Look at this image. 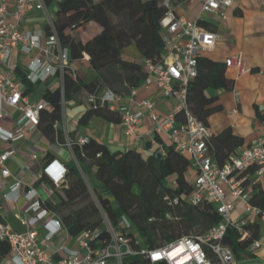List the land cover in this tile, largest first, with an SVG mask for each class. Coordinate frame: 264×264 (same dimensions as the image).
<instances>
[{
	"label": "built area",
	"instance_id": "1",
	"mask_svg": "<svg viewBox=\"0 0 264 264\" xmlns=\"http://www.w3.org/2000/svg\"><path fill=\"white\" fill-rule=\"evenodd\" d=\"M198 1L200 12L192 21L177 17L170 0L162 1L167 9L160 23L163 53L157 61L141 60L145 73L142 85L154 83L164 99L174 101L167 115L160 117L155 113L153 100L135 101L136 88L128 95L133 106L120 108L119 116L126 137L139 138L136 127L147 119L156 134L166 136L175 152L190 157L194 177L187 203L194 207L202 203L212 205L221 222L203 234L192 233L155 249H133L123 235L131 229L128 220L122 217L115 228L99 208L101 225L71 238L57 214L45 205L54 194L52 187L59 188L65 183V165L50 159L38 176L24 182L13 178L8 166L16 155L15 150L2 149L0 241L5 242L9 250L0 264H123L128 256L142 257L150 264H234L231 248L223 243L227 227L236 229L243 240L247 236L243 227L249 223L247 219L231 218L235 205L243 208L244 217L258 218L264 225V209L250 203L255 186L264 177V134L247 148L231 154L219 166L209 152L210 132L187 103L188 85L197 75L198 60L203 52L215 49L217 40L214 31L201 26L202 16L213 14L223 18L224 12L241 0ZM33 17L39 19L37 27L29 28L27 21ZM53 19L54 14L49 12L45 0H0V146L23 141L27 133L38 131L40 112L48 106L42 97L45 88L59 89L61 119L54 126L60 129L65 106L63 77L72 67L69 51L61 45ZM242 63L239 56H234L227 59L225 65L240 69ZM121 98L105 90L89 95L86 103L93 109L107 107L115 111L113 105ZM62 134V145L71 152L76 163L72 142L65 131ZM76 141L82 144L86 137ZM37 159V155H31V160ZM23 170L28 171L29 165L25 164ZM40 179L45 180L39 183L42 191L36 187ZM89 192L95 200L90 188ZM164 201L168 206L178 203L177 199L168 197ZM5 207L12 210L21 230L14 229L1 214ZM103 230L107 234L104 240L101 238ZM61 235L63 239H59ZM260 248L261 242L256 239L247 250L254 253ZM176 249L177 253L173 254Z\"/></svg>",
	"mask_w": 264,
	"mask_h": 264
},
{
	"label": "trees",
	"instance_id": "2",
	"mask_svg": "<svg viewBox=\"0 0 264 264\" xmlns=\"http://www.w3.org/2000/svg\"><path fill=\"white\" fill-rule=\"evenodd\" d=\"M56 1L54 27L63 47L68 49L70 66L88 56V62L95 75L92 80H81L68 69L63 77V100L65 103L77 96L86 99L89 95L110 90L126 96L138 88L145 77L140 64L123 60L121 51L134 45L142 59L157 61L163 53L161 20L167 9L163 0H45L49 6ZM173 5L183 0H170ZM96 23L98 33L82 42L76 38V30L84 24ZM204 28H206L204 26ZM224 64L199 58L197 75L188 85L187 103L197 119L205 123L216 97L207 96V90L228 89L231 82L224 74ZM48 106L40 112L37 130L50 142L64 144L62 131L54 126L61 119V96L59 89L42 91ZM91 116L118 123V112L107 107L93 109L80 118L83 125ZM72 153L75 161L68 162L66 181L53 189V196L45 205L52 209L68 231L71 238L85 229L101 225L99 208L113 227H118L122 217L131 224V229L123 233L133 249L140 247L155 249L167 245L183 236L203 234L221 222L214 207L207 203L190 206L187 197L191 192L193 170L187 155H180L168 144L163 155L159 151L142 156L134 150L110 152L108 148L87 138L78 144L72 134ZM161 142L160 134L155 137ZM240 140L229 131L219 136H211L210 154L215 162L222 165L235 149ZM50 160V159H49ZM94 195L93 199L89 188ZM91 180V182L89 181ZM45 182L40 179L38 183ZM177 199L178 203L168 206L164 198ZM250 203L264 209V196L255 186ZM169 214V219L165 215ZM160 225L164 229L161 241H156L146 231V226ZM247 232L240 240V233L232 226L227 227L223 243L228 245L238 264L245 250L257 239L258 223H248L243 227ZM101 238H107L103 230ZM138 241V244L134 242ZM8 245L0 241V260L8 254ZM123 264H150L139 256H128Z\"/></svg>",
	"mask_w": 264,
	"mask_h": 264
},
{
	"label": "crops",
	"instance_id": "3",
	"mask_svg": "<svg viewBox=\"0 0 264 264\" xmlns=\"http://www.w3.org/2000/svg\"><path fill=\"white\" fill-rule=\"evenodd\" d=\"M173 9L177 17L192 21L200 12V3L198 0H183L173 5ZM202 19L201 26L214 31L217 34V40L215 49L203 52L200 57L224 64L225 77L231 82L228 89L205 92L207 96L216 97V102L212 104V107L217 106L218 108L209 113L204 124L212 137L219 136L225 131L237 137L240 144L234 153H238L251 145L259 135L264 134V0H241L228 8L223 18L218 15L205 14ZM38 20V17L28 19L27 26L37 27ZM98 31V25L87 24L85 30L77 32L76 38L85 42ZM234 56L242 59L240 69L225 65L226 60ZM121 57L123 60L137 64H140L142 60L133 44L121 51ZM72 70L77 77L86 82L92 80L95 75L89 65L87 55L73 62ZM144 99L156 102L154 111L160 117L166 116L174 104L173 100H166L160 95L154 83L141 84L137 88L135 101ZM113 106L119 114L120 108L132 107L133 103L129 102V97L126 95L122 96L121 100L115 102ZM88 107L83 96H77L65 103L60 129L68 135L72 134L75 139L87 137L97 140L104 144L110 152L134 150L142 156H147L153 151H159L163 155L166 146L170 144L164 135H160V143L155 140L157 134L147 119L136 127L139 138L126 137L120 121L112 123L91 116L85 124L81 125L79 120L87 112ZM8 148L16 152L15 157L8 162L12 177L24 182H30L32 177L38 176L41 167L49 159H57L64 165L73 161L71 152L65 146L50 143L39 131L27 133L23 141L0 146V150ZM32 154L37 155L38 159L31 160ZM25 164L29 165L28 171L23 170ZM36 187L42 191L41 184H36ZM259 189L264 196V177L259 183ZM11 211L10 208L5 207L1 212L7 222L12 215ZM231 218L247 219L249 223L256 222L259 225L257 240L261 242V248L254 253L246 249L247 255H243L238 264H264V237L262 236L264 225L258 218L244 217V210L239 204L235 205ZM12 227L21 230L18 224Z\"/></svg>",
	"mask_w": 264,
	"mask_h": 264
},
{
	"label": "rangeland",
	"instance_id": "4",
	"mask_svg": "<svg viewBox=\"0 0 264 264\" xmlns=\"http://www.w3.org/2000/svg\"><path fill=\"white\" fill-rule=\"evenodd\" d=\"M55 9H56V1H54V2L49 6V12L54 14ZM87 24L97 26V24H96V23H93V22H90V23H87ZM87 24H84V25H82L81 27H79V28L76 30V32H81V31L85 30ZM89 181L91 182L90 179H89ZM87 183H88V182H87ZM88 185H89V183H88ZM89 188H90V185H89ZM3 213L5 214L4 211H3ZM8 222H9V224L12 225V226H15V224H17L16 220L13 218L12 215H10V217L8 218ZM19 229H20V228H19ZM131 231H132L133 233H135V232H134V229H131ZM146 231H147L148 234H151L154 238H156V241H161V240H160V237H161V236L163 235V233H164V229H163V227L160 226V225H156V226H146ZM63 238H64L63 235H61V236L59 237V239H63Z\"/></svg>",
	"mask_w": 264,
	"mask_h": 264
},
{
	"label": "bare ground",
	"instance_id": "5",
	"mask_svg": "<svg viewBox=\"0 0 264 264\" xmlns=\"http://www.w3.org/2000/svg\"><path fill=\"white\" fill-rule=\"evenodd\" d=\"M172 253H173V254H174V253H177V249H176V250H174Z\"/></svg>",
	"mask_w": 264,
	"mask_h": 264
}]
</instances>
